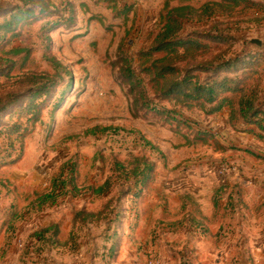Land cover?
I'll return each mask as SVG.
<instances>
[{
  "label": "rangeland",
  "instance_id": "374dc122",
  "mask_svg": "<svg viewBox=\"0 0 264 264\" xmlns=\"http://www.w3.org/2000/svg\"><path fill=\"white\" fill-rule=\"evenodd\" d=\"M249 1L245 11L228 14L233 17L185 20L181 38L197 34L209 46L205 61L220 55L224 63L244 60L228 76L242 81L245 92L257 89L264 105V0ZM205 2L152 0L146 6L136 0L114 10L101 3L80 8L69 23L63 18L69 13L52 5L0 42V264H264V199L230 216L233 223L216 231L220 246L206 243L208 255L201 258L193 244L201 234L210 238L204 228L188 215L168 214V199H159L172 191L168 172L176 150L163 155L136 133L171 149L177 125L136 100L138 88L125 77L127 62L138 68L139 52L160 33L169 11ZM18 6L17 0H0V23ZM13 50L25 52L15 57ZM201 59L187 66L199 72L207 64ZM154 104L174 110L167 101ZM177 112L194 134L202 111ZM210 132L230 145L231 130L219 123ZM71 169L67 196L41 211L32 206ZM106 182L109 188L96 195Z\"/></svg>",
  "mask_w": 264,
  "mask_h": 264
},
{
  "label": "trees",
  "instance_id": "16d2710c",
  "mask_svg": "<svg viewBox=\"0 0 264 264\" xmlns=\"http://www.w3.org/2000/svg\"><path fill=\"white\" fill-rule=\"evenodd\" d=\"M17 1L20 6L13 10L11 18L0 23V42L6 35L14 33V29L18 26L28 24L35 15L46 13L52 5L63 8L64 13H69L68 18L63 16L64 23L75 21L74 7L68 2L57 6L50 0ZM107 1L110 2V0ZM249 4H251L249 0H206L199 9L182 6L167 13L160 33L154 37L149 48L139 52L138 68H133L135 61L131 58L126 64L125 77L130 81L128 85L129 87L131 85L138 88V99L136 100L142 104L145 111L155 112V115L160 119H166L167 121L172 119L171 122H175L177 129L182 127L190 132L192 125L183 118V114L177 112L178 107L200 109L205 117H211L228 110V124L232 129L237 124H243L246 128L242 131L253 135L256 140L264 143V105H261L260 100L257 98V89H247V92H245L242 81L236 77L230 78L228 76L234 72V74H237L240 71L237 65L242 61L246 62L236 59L224 63V56L222 55L217 56L210 62L205 61L203 59L209 54V46L203 44L197 34L181 38L185 20L193 21L197 19L201 22L213 15L228 16V14L232 15L238 9L245 11ZM24 52L25 50H13L10 54L17 57ZM199 58H202L201 60L207 64L201 67L199 71L201 75L197 76L195 73L199 72L191 70L188 66ZM0 62H2V59H0ZM242 65L246 64L242 63ZM247 66H251V64L249 63ZM135 70L142 78L136 77ZM203 74L206 75L205 78H202ZM152 86V97H150L148 90H151ZM38 93L39 90L33 92L28 100L29 110L30 106L38 100L36 99ZM154 101H167L174 110H159ZM176 118L182 123L175 120ZM136 133L145 146L154 151H159V148L148 141L138 130H136ZM195 136L197 138L209 137L212 140L215 139L208 132H196ZM72 177L73 170L71 169L67 172L65 178L63 177V180L59 179V183L50 193L40 196L32 206L41 211L46 206L57 205L60 199L68 195V179H71L69 184L72 185ZM153 179L155 177L152 176L151 182H153ZM107 188H109L108 182L95 190L94 193L102 196ZM76 192L77 190L74 189V195Z\"/></svg>",
  "mask_w": 264,
  "mask_h": 264
},
{
  "label": "crops",
  "instance_id": "0c3cea01",
  "mask_svg": "<svg viewBox=\"0 0 264 264\" xmlns=\"http://www.w3.org/2000/svg\"><path fill=\"white\" fill-rule=\"evenodd\" d=\"M59 5L64 2L70 3L74 11L80 8L94 7L96 4H109L113 9L116 4L122 2L124 7L136 0H59ZM147 6L152 0H138ZM110 8V9H111ZM114 10V9H113ZM228 110L211 116L201 117L196 132H208L220 123L233 136L231 143L223 144L217 138H197L195 133L188 132L185 128L179 127L177 133L172 132L173 142L171 149L155 145L145 133L139 132L159 148L160 153L165 155L166 150H176L172 153L170 163V180L172 191H166L160 200L168 199L171 209L168 207V214L188 215L199 228H204V233L210 238H203L202 234L194 240V248L201 258L208 255L206 243L212 246H220V240L216 237V231L226 224H231L230 216L239 211H246L252 204L264 199V143L256 140L253 135L242 131L245 125L237 124L234 129L228 124ZM188 120L187 118H184ZM202 123V124H200ZM170 132V131H169ZM193 135L194 137H192ZM214 135V134H212ZM168 145V144H167ZM236 164V172L220 174V164ZM242 173V174H238ZM221 200V207H216V197ZM163 211L166 209L162 208ZM224 217V221L221 220ZM179 219V217H178ZM221 222H216L217 220ZM233 223V222H232ZM222 228V227H221ZM228 239L227 242H230ZM243 241H241V245ZM211 248V247H210ZM209 253L214 255L209 249ZM223 257V261L227 256ZM229 260V259H228ZM225 263H227V261Z\"/></svg>",
  "mask_w": 264,
  "mask_h": 264
},
{
  "label": "built area",
  "instance_id": "2783aa9c",
  "mask_svg": "<svg viewBox=\"0 0 264 264\" xmlns=\"http://www.w3.org/2000/svg\"><path fill=\"white\" fill-rule=\"evenodd\" d=\"M129 1V0H128ZM213 134V133H212ZM236 172L238 171L236 167H228L226 165H220V174L227 173V172Z\"/></svg>",
  "mask_w": 264,
  "mask_h": 264
},
{
  "label": "water",
  "instance_id": "95a60500",
  "mask_svg": "<svg viewBox=\"0 0 264 264\" xmlns=\"http://www.w3.org/2000/svg\"><path fill=\"white\" fill-rule=\"evenodd\" d=\"M255 43H256L257 45H259V46H260V42H257V41H256Z\"/></svg>",
  "mask_w": 264,
  "mask_h": 264
}]
</instances>
